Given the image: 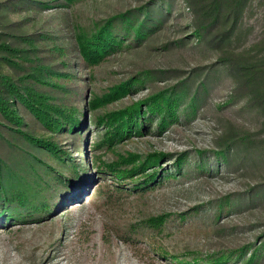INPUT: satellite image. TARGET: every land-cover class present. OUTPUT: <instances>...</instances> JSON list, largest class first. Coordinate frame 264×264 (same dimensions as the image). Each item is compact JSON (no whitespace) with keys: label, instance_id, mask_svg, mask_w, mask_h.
<instances>
[{"label":"rangeland","instance_id":"1","mask_svg":"<svg viewBox=\"0 0 264 264\" xmlns=\"http://www.w3.org/2000/svg\"><path fill=\"white\" fill-rule=\"evenodd\" d=\"M189 6L186 0H0L3 38L21 47L27 45L21 35L49 33L56 49L49 67L74 72L68 84L81 95L68 100L86 107L81 124L60 135L62 155L0 129L7 193L30 198L22 204L0 197V264H264V113L235 95L234 75L197 35ZM113 34L105 57L87 61L81 44H102ZM263 38L264 0H250L226 47L250 49ZM37 43L47 53L49 44ZM3 69L14 71L9 64ZM123 82L127 92L110 97ZM164 97L172 98L179 118L159 129L163 112L153 115L149 107L165 106ZM140 101L141 132L115 139L95 120ZM32 119L23 129L38 134L40 123ZM226 137H233L229 147ZM134 158L142 167L118 179L114 169L131 168ZM107 183L126 195L107 201L97 192ZM42 201L49 210L32 203ZM179 212L194 216L167 221L160 231L146 225L150 215ZM111 225L132 233L137 245L115 229L107 233Z\"/></svg>","mask_w":264,"mask_h":264},{"label":"trees","instance_id":"2","mask_svg":"<svg viewBox=\"0 0 264 264\" xmlns=\"http://www.w3.org/2000/svg\"><path fill=\"white\" fill-rule=\"evenodd\" d=\"M186 1L193 10L192 18L197 35L201 40L206 41L211 48L216 49L219 60L225 63L234 75L235 95L238 97L247 96V104L255 105L264 113V38L250 49L236 51L235 48L226 47L232 35L239 28L245 6L250 0ZM49 36V33L47 35L41 34V36H35L34 34L21 35L20 38L27 45L20 47L7 42L3 38V33L0 32V129L13 134L21 133V135L29 138L37 146L46 148L51 153L62 155L63 152L59 146L60 135L64 132H72L81 124L82 118L80 117L85 114L86 107L82 109L80 102L74 104L68 100L70 96L75 95L78 98L81 95L80 90L76 86L68 84L74 81V72L63 73L49 67L54 57H56L54 53L56 49L51 45ZM113 37L116 36L114 34L112 36H103L102 44H100L101 42H84L81 44V51L86 60H90L93 64L98 59L105 57L109 48L108 44L114 45V43H111V41H114ZM43 40L46 44H49L47 46L48 51L45 54H41V47L37 43ZM260 46L262 47L260 48ZM62 50L66 53L64 49ZM70 63L69 61L68 65ZM4 64H9L14 71H4ZM51 77L55 78V80L51 79ZM62 80L67 82H62ZM127 84L123 82L117 85L115 89L110 90L108 95L112 97L115 94H125L128 88ZM95 99L96 97L92 99L93 102H96ZM163 100L165 101V106L157 102L149 107L153 115L163 112L162 120L159 122V129L166 127L170 122L169 119L176 120L179 118L177 108L173 106L172 98L164 97ZM141 104V101L135 102L127 110L114 112L107 116L96 115L95 120L105 125V132L108 133V136H114V138H122L133 132H141L142 127H144L143 122L139 118L141 116ZM165 111H167V115L164 114ZM28 115L33 118L34 122L40 123L35 125V129H38V134L30 133L23 129V126L27 124ZM189 116L190 114H187V118ZM223 139L228 142L227 146L229 147V142L233 137ZM220 145L223 146L224 144ZM222 151L227 159L226 161L230 163L225 150L221 149ZM137 159L139 158L133 159L131 168L118 167L114 169L116 177L124 179L136 173L142 167V162L139 163V160L136 161ZM2 164L0 154V197L4 196L10 202L16 199L22 204L28 202L30 198L27 192L15 191L7 193V187L3 182ZM144 164L145 162H143V166H145ZM143 172H146L145 168ZM57 177L59 181H63L59 176ZM148 186H144L140 190H144ZM125 191L122 186L112 187L108 183L99 185L97 189L98 193L105 195L107 201L120 200L126 195ZM241 200L242 198L239 199V201ZM32 203L37 210H49L48 202ZM219 212L221 214L222 208ZM179 216H181V221H185L190 217L192 218L194 212L188 213V216L183 212L150 215L146 219L148 222L146 225L160 231L167 221L177 219ZM110 229H115L124 240L137 245L138 239L134 238L132 233L124 232L119 226L111 225L109 229L105 227L107 233H111ZM223 261L218 259L212 263L218 264ZM197 264L203 263L197 262Z\"/></svg>","mask_w":264,"mask_h":264}]
</instances>
